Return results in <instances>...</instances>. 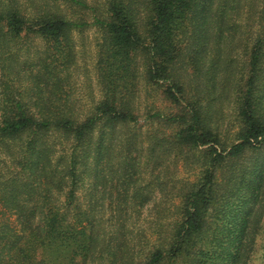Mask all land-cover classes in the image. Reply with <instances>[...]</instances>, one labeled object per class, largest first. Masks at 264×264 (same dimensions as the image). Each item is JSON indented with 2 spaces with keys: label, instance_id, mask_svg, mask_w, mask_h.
<instances>
[{
  "label": "trees",
  "instance_id": "obj_1",
  "mask_svg": "<svg viewBox=\"0 0 264 264\" xmlns=\"http://www.w3.org/2000/svg\"><path fill=\"white\" fill-rule=\"evenodd\" d=\"M89 29L102 95L80 112L70 78ZM141 78L171 104L146 105L163 128L146 141L130 129ZM170 156L198 163L196 179L170 174ZM106 176L116 246L102 228ZM263 187L264 0H0V264H248ZM149 203L134 252L127 224Z\"/></svg>",
  "mask_w": 264,
  "mask_h": 264
},
{
  "label": "rangeland",
  "instance_id": "obj_2",
  "mask_svg": "<svg viewBox=\"0 0 264 264\" xmlns=\"http://www.w3.org/2000/svg\"><path fill=\"white\" fill-rule=\"evenodd\" d=\"M245 1V0H243ZM246 17V14L243 15V18ZM76 45H77V63L74 69V74L70 78L71 86L74 89L73 96L76 98L75 103L79 111L81 112H89L92 104L95 101H98L102 95L100 91V86L98 84L96 66L98 60V42L100 40V33L95 29H89L84 34L76 35ZM235 47L237 48V54L239 55V60L241 62L245 61L246 56L243 50V41H236ZM138 98L137 101V113L139 115V123L134 127L131 126L130 129H133L136 137L139 140L146 141L148 132L154 129L163 130L161 126H159L158 121H154L152 124L150 122H145L144 113L145 107L147 104H153L159 109H164L165 112L169 113L171 111V104L169 101H166L164 96L162 95V90L156 86L147 85L145 81L141 78L138 85ZM228 103V102H227ZM223 123L225 128L232 130L235 128V117L233 112L232 104H228L223 108ZM167 131H170V127H164ZM149 129V130H148ZM148 130V131H147ZM127 130H119L117 136L115 137V147L114 151L119 155L123 153L125 150V146L123 145V139L126 137ZM145 143V142H143ZM146 154L145 149L142 151V155L140 161L144 162L146 159L144 155ZM170 161L166 162L168 165L169 173L173 171L174 177L177 179L188 178L190 180L196 179V173L198 169V163L195 166L192 164H188L187 166H183L182 160H178L176 163L175 160L173 162V156L169 157ZM248 162L250 160L248 159ZM247 163V161H246ZM151 166L145 168L143 166L142 176L140 179L141 183H147L152 176H150ZM109 176V175H108ZM106 176L102 180V191L104 193V203H103V221L102 228L104 238L108 240L112 245L116 246L117 243L120 242V237H118L116 230V221L111 220V198L115 195V186H117L116 180L108 181L109 177ZM221 180L224 178L223 176L219 177ZM175 180V179H174ZM223 181V180H222ZM117 184V185H116ZM171 184V183H169ZM87 186V184H86ZM85 190H80L79 195L81 196V206L86 207L87 198L84 196ZM151 203L145 205L141 209L140 217H136L134 212L131 213V217L129 218L127 224V239L128 244L131 243L132 251L137 252L139 250V246L136 244L142 238L140 237V228L148 227L149 218H150V209ZM111 220V221H110ZM116 233V234H115ZM111 234L112 241L110 240ZM249 239H253V247L250 253L247 256L248 264H264V187L259 193L258 199L255 201V204L252 207V212L249 217V228L247 232ZM146 237L149 238V233L146 232ZM122 237V236H121ZM123 239V237H122ZM146 240V239H144ZM56 255L60 259H64L67 257V250L62 249L57 252ZM246 257V256H245ZM181 264V263H179Z\"/></svg>",
  "mask_w": 264,
  "mask_h": 264
}]
</instances>
